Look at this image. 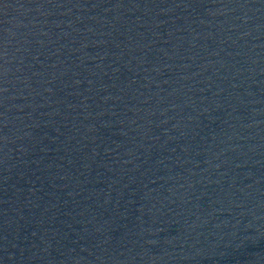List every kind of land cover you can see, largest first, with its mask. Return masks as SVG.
I'll return each instance as SVG.
<instances>
[{
    "label": "water",
    "instance_id": "1",
    "mask_svg": "<svg viewBox=\"0 0 264 264\" xmlns=\"http://www.w3.org/2000/svg\"><path fill=\"white\" fill-rule=\"evenodd\" d=\"M0 264H264V0H0Z\"/></svg>",
    "mask_w": 264,
    "mask_h": 264
},
{
    "label": "snow or ice",
    "instance_id": "2",
    "mask_svg": "<svg viewBox=\"0 0 264 264\" xmlns=\"http://www.w3.org/2000/svg\"><path fill=\"white\" fill-rule=\"evenodd\" d=\"M0 67H2V65H0ZM5 91H6V89H4L2 86H0V94H2Z\"/></svg>",
    "mask_w": 264,
    "mask_h": 264
}]
</instances>
